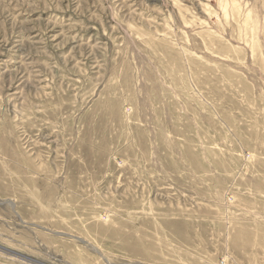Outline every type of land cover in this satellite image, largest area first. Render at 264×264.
Instances as JSON below:
<instances>
[{
  "label": "rangeland",
  "instance_id": "1",
  "mask_svg": "<svg viewBox=\"0 0 264 264\" xmlns=\"http://www.w3.org/2000/svg\"><path fill=\"white\" fill-rule=\"evenodd\" d=\"M0 264H264V0H0Z\"/></svg>",
  "mask_w": 264,
  "mask_h": 264
}]
</instances>
